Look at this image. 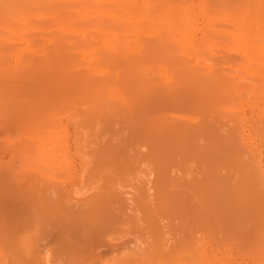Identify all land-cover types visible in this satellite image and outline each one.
I'll use <instances>...</instances> for the list:
<instances>
[{
  "label": "bare ground",
  "instance_id": "1",
  "mask_svg": "<svg viewBox=\"0 0 264 264\" xmlns=\"http://www.w3.org/2000/svg\"><path fill=\"white\" fill-rule=\"evenodd\" d=\"M263 139L264 0H0V264H226Z\"/></svg>",
  "mask_w": 264,
  "mask_h": 264
},
{
  "label": "rangeland",
  "instance_id": "2",
  "mask_svg": "<svg viewBox=\"0 0 264 264\" xmlns=\"http://www.w3.org/2000/svg\"><path fill=\"white\" fill-rule=\"evenodd\" d=\"M262 147L264 149V141ZM166 163L164 164L165 168L170 169L163 177L166 186L163 192L167 198V205L161 209L159 205L152 204L150 213L161 220V224L170 233V237L174 235L180 237L185 225L184 195L182 187L179 186L178 172L175 171V167L172 166L171 168L172 162L170 160ZM231 225L230 223L220 225L219 231L214 236L198 234V236L203 237V242L218 240L221 243L229 244L230 247L229 250H226L221 246L219 249L216 247L218 245L205 246L202 253L203 257L223 258L226 264H264V216L249 220L244 229ZM117 242H121V240H117ZM102 250L106 253L108 249L104 247ZM102 256L106 259L110 258L105 254Z\"/></svg>",
  "mask_w": 264,
  "mask_h": 264
}]
</instances>
